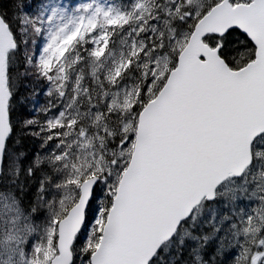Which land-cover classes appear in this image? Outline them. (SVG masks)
Masks as SVG:
<instances>
[{"label": "snow or ice", "instance_id": "6c2138e0", "mask_svg": "<svg viewBox=\"0 0 264 264\" xmlns=\"http://www.w3.org/2000/svg\"><path fill=\"white\" fill-rule=\"evenodd\" d=\"M0 264H264V0H0Z\"/></svg>", "mask_w": 264, "mask_h": 264}]
</instances>
